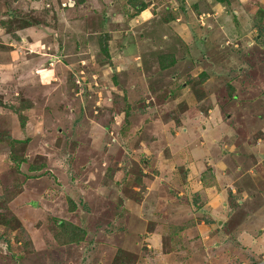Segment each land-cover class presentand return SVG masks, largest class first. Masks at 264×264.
<instances>
[{
	"label": "rangeland",
	"instance_id": "obj_1",
	"mask_svg": "<svg viewBox=\"0 0 264 264\" xmlns=\"http://www.w3.org/2000/svg\"><path fill=\"white\" fill-rule=\"evenodd\" d=\"M260 230L264 0H0V264H264Z\"/></svg>",
	"mask_w": 264,
	"mask_h": 264
},
{
	"label": "crops",
	"instance_id": "obj_2",
	"mask_svg": "<svg viewBox=\"0 0 264 264\" xmlns=\"http://www.w3.org/2000/svg\"><path fill=\"white\" fill-rule=\"evenodd\" d=\"M209 113V112H208ZM220 120V113H219V110H218V113L214 110L212 113H210V114H208L206 117H205V120L202 122V124L203 123H205L206 121H209V122H207V126H206V128H205V132H203V130H202V127H201V135L202 134H206V132H210V130L212 129V128H215L216 126H219L220 124H221V121H219ZM196 123H194V124H191V126H190V129H192V128H194V125H195ZM199 124V123H198ZM189 129V130H190ZM182 130H186L187 131V129H185V128H183ZM195 130V129H194ZM221 131H224L223 129H221ZM177 133V132H176ZM222 133V132H221ZM177 135V134H176ZM225 136V134L224 133H222L221 134V138L220 139H227L226 137H224ZM219 139V138H218ZM204 144V143H203ZM230 146H231V144H230ZM228 151V150H227ZM194 163H195V167H199L200 166V164H199V162L197 161V160H195L194 161ZM193 164V163H192ZM209 165V162L208 163H205V165L202 167V168H204L205 166H207V165ZM196 168H194V170H192L191 169V175L193 176V175H198L196 172ZM201 171V170H200ZM201 172H199V174H200ZM199 176V175H198ZM226 180V179H225ZM228 184V183H227ZM224 186V190L227 192V195H225L224 194V190L222 189L221 191H219L218 192V194H215L214 193V195H213V193H212V195H211V197L207 200V202H206V204L205 205H207L208 206V208L209 209H207V210H212V209H214V207H216L217 206V203H219L220 202V204H222L223 203V205H227L226 204V202H225V199L226 198H228V196H238V193L240 194V189H239V191H237V193L232 189H228V188H226V185H223ZM245 194H247V193H245ZM237 201H239V202H241V203H243L242 202V200L241 199H236ZM176 201V200H175ZM176 203V202H175ZM174 203V200L173 199H170V198H167V204H169V205H171V204H175ZM174 207L175 208H177L175 205H174ZM209 211V212H210ZM260 233L263 235L264 234V232H262V230H260Z\"/></svg>",
	"mask_w": 264,
	"mask_h": 264
},
{
	"label": "trees",
	"instance_id": "obj_3",
	"mask_svg": "<svg viewBox=\"0 0 264 264\" xmlns=\"http://www.w3.org/2000/svg\"><path fill=\"white\" fill-rule=\"evenodd\" d=\"M144 9H145V6L139 7V11H143ZM20 120H21V124L24 125V123H25L24 116H21ZM59 225H60V228L62 229V233L57 235L58 237H60L58 240H62V242H65V243H72L73 241L79 239V237H78V233L80 232L79 228L72 226L69 222H66L65 220H62L61 223H59ZM72 230H74L77 235L72 233L73 235L70 238H68L65 235V233H68V231H72Z\"/></svg>",
	"mask_w": 264,
	"mask_h": 264
}]
</instances>
